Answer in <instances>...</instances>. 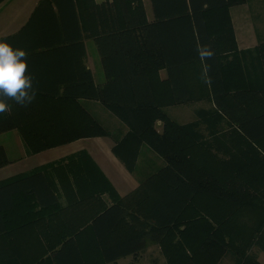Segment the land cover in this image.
Segmentation results:
<instances>
[{
  "label": "trees",
  "instance_id": "16d2710c",
  "mask_svg": "<svg viewBox=\"0 0 264 264\" xmlns=\"http://www.w3.org/2000/svg\"><path fill=\"white\" fill-rule=\"evenodd\" d=\"M245 1L150 0L154 17L150 22L142 0H112L100 5L94 0H38L28 20L16 32L0 36L14 47L27 50L28 70L34 72L35 79L39 59L68 51L77 52L82 58L83 35L92 37L104 73L101 84L95 83L87 69L81 78L75 73L64 77L62 91L36 85L34 81L35 91L103 103L127 125L124 135L114 137L112 146L127 169L131 170L133 157L143 142L165 159L137 187L142 188L150 179L157 182L153 189L150 186L149 191H144L147 196L143 203L131 197V193L127 194L130 197L121 196L85 150L0 181V243L13 237L11 223L17 230L29 229L32 222L46 220V208L55 207L54 212L59 213L86 200V214L76 227H90L98 241L117 230L121 236L102 248L104 264H117L119 259L129 256V264H141L151 245L158 248L165 264H216L212 247L225 249L226 242L239 257L238 264H260L256 255L247 251L256 246L264 252V219H255L245 227L227 225L228 228L215 219L197 234L196 217L185 216L198 192L233 198L215 193L192 177L186 167L199 168L195 146L204 138L198 132L195 136L187 131L162 109L165 104L205 98L212 107L200 110L196 123L202 120L211 124L213 138L224 137L229 143L239 140L243 145L264 139V93L260 91L264 88L252 90L239 81L241 75H247L246 70H239L245 67L246 58L258 60L257 71L264 70V43L232 54L239 50L228 8ZM84 8L94 14V29L82 20ZM103 18L108 20V26ZM198 46H207L213 56L201 60ZM161 68L165 69L164 79L159 77ZM255 74L260 73L253 72L252 78ZM156 119L162 121L161 131L155 127ZM94 122L92 119L88 125ZM16 126L11 112L0 114V134ZM95 126L99 134H107L105 128ZM187 136L197 143L191 144ZM64 140L25 137L33 151ZM8 161L5 148L0 145V167ZM51 177L58 178V186ZM57 188L67 199L64 205ZM17 194L33 196L36 206L24 211L17 209ZM48 220L59 222L62 218ZM73 232L60 235L55 249L23 248L16 255L14 251L6 258L0 255V264H91Z\"/></svg>",
  "mask_w": 264,
  "mask_h": 264
},
{
  "label": "crops",
  "instance_id": "0c3cea01",
  "mask_svg": "<svg viewBox=\"0 0 264 264\" xmlns=\"http://www.w3.org/2000/svg\"><path fill=\"white\" fill-rule=\"evenodd\" d=\"M7 1L8 0L1 2L0 5ZM111 1L112 0H94L97 5ZM142 2L146 18L148 21L152 22L154 17L151 2L150 0H142ZM36 4L34 3L33 6H30L25 12L16 13L15 17L12 19V23H16L19 26H17L14 32L28 20ZM246 4L248 3L243 2L231 5L228 8L235 39L240 48L254 46L257 41H260L259 39H262V37H259L260 34L254 31L256 23H254L252 12H250ZM237 5H244V8L237 12L235 17L232 13V7ZM82 15V20L86 22V24H91V27L94 29L96 21L93 12H88L84 8ZM102 20L104 21V25H109L107 19L104 20L103 18ZM82 40L85 46V55L82 58L79 53L68 51L56 53L55 55H48L39 59L36 63L38 66L36 71L38 78H34L36 85L62 91L65 85L64 81H62L64 77H70L75 73L81 78L84 71L87 69L91 70L94 78L93 68L97 65V60L93 49L89 47V41H93V38L85 34ZM64 59L67 60L66 63ZM80 59L84 62V69L81 66ZM158 72L160 79H164L165 69L161 68ZM31 74L34 75V72ZM95 83L101 84L102 82ZM8 103L11 105L10 112L13 114L17 126L12 130L0 134V145L5 148L9 160L7 164L0 167V181L10 177L27 174L38 166L58 160L77 151L85 150L98 164L121 196L128 194L131 192V189L136 187V179L112 151V146L114 144L113 137H115L112 133L119 119L110 112L103 103L97 100H88L84 98L72 99L62 96H51L41 92H36L35 100L26 107H22L14 101H8ZM92 119L95 121V124H99L101 128L107 130L106 135L99 134L97 132L99 129L95 124L88 125ZM93 131L96 132L93 133ZM25 137L45 140H66L59 142L54 141L50 146L33 151L30 148L31 146L25 141ZM46 153H56L57 156L44 158L30 167L25 166L30 158ZM163 164L161 163L159 166ZM51 180L55 186H58V178L51 177ZM121 184L128 187V189L120 191L118 187L121 186ZM57 190L59 191L58 188ZM59 192L60 203L64 205L67 199L61 191ZM33 202H35L33 196L23 194H17L15 196L16 208L21 211L28 208L33 209L36 206V203L34 204ZM87 202L88 201L84 200L79 206L65 208L59 213L54 212L55 207L46 208V211H44L46 220L41 218L42 221H34L32 224H29V229H23L22 231H20V229L17 230V226L10 221V228H13L15 233H13V237L10 236L7 240L0 243L1 257L6 258L8 253L11 255L12 251H14L13 253L16 255L20 253L23 248L31 249L32 251L55 249L60 244V242L57 241L60 235L64 233L69 234L74 231V237L86 259L91 264H104L101 258L102 248L117 242L121 236L117 230L109 234L105 240L98 241L90 227L84 226L81 228V226H79L80 228H77L78 222L86 214L85 209L88 205ZM50 217H60L62 220L54 222L48 220ZM46 255L47 253L44 254V256ZM131 260L132 257L129 256L126 257L123 262H119L118 260L117 264H129Z\"/></svg>",
  "mask_w": 264,
  "mask_h": 264
},
{
  "label": "rangeland",
  "instance_id": "374dc122",
  "mask_svg": "<svg viewBox=\"0 0 264 264\" xmlns=\"http://www.w3.org/2000/svg\"><path fill=\"white\" fill-rule=\"evenodd\" d=\"M37 1L8 0L0 5V35L14 32L19 25L12 23L13 17H15L16 13L25 12L34 3L36 4ZM245 2L248 3L246 5H248L250 12H252L253 21L256 23L254 31L260 34L259 37H262V39H259L260 41H257L256 45L264 43V0H246ZM242 8H244V5L233 6V16L236 17L237 12L242 10ZM89 45L93 49L97 60V65L93 68L94 80L101 83L104 81V73L97 49L92 40L89 41ZM236 45L239 51L233 52V55L240 53L244 49H253L256 46L240 48L237 41ZM255 61L257 62L258 60L249 58L247 60L246 58L245 67H239V70L247 71V75L240 76V85L245 88H252V90L253 88H264V70L257 71L260 68ZM253 72H259L260 74H257V76L255 74L256 77L252 78ZM260 91L264 93V89ZM251 103H254V101L252 100ZM211 107L212 105L205 98L202 100L193 99L191 102L185 104H165L162 107L165 114L173 121L182 124L187 131L195 133V136L198 132L204 138V142L199 141L200 144L195 146L199 168L186 167L190 170V173H193L192 177L200 185L208 187V189H211L215 193L225 194V197L233 198L230 200L215 194L198 192L192 206L185 215L186 217H196L194 224L197 234L201 233L202 227L208 221L216 222L215 219H220V222L224 223V227L231 224L245 227L250 225L255 219H264V139L258 143L243 145L239 140L229 143L228 140L223 139L224 137L219 138L218 136L213 138L211 124L202 120L196 123V120L199 119L200 110H208ZM154 124L156 129L161 131L162 121L156 119ZM127 129V125L119 119L112 134L116 138H120ZM182 132L183 134L181 135L183 136L184 130L180 131V133ZM187 138L186 140H189L191 144L192 142L194 144L197 143L195 138L188 136ZM128 141L130 143V140ZM136 153L133 157L134 160H132V168L128 170L136 179L137 185L129 193H131V197H134L135 200L140 199L139 203H143L147 196L144 191L153 189L157 185V182L154 179H150L146 181L147 183L142 188L140 186V189H138V186L155 171L159 164H163L165 159L144 142L139 145ZM53 156H57L56 153L36 155L30 158L25 166L30 167L44 158H52ZM150 186L152 187L149 188ZM118 188L120 191L128 189L123 184ZM126 197L130 196L127 195ZM222 229L224 228L222 227ZM226 243L225 249L216 246L212 247V258L216 264H238L239 257L231 249L229 242ZM248 252L254 253L257 261L260 264H264V252L260 251L256 246H253ZM125 258L119 259V262H123ZM140 263L165 264V261L160 255L158 248L151 245L146 254L141 258Z\"/></svg>",
  "mask_w": 264,
  "mask_h": 264
},
{
  "label": "clouds",
  "instance_id": "9594fccd",
  "mask_svg": "<svg viewBox=\"0 0 264 264\" xmlns=\"http://www.w3.org/2000/svg\"><path fill=\"white\" fill-rule=\"evenodd\" d=\"M201 60L211 58L213 52L207 46H198ZM34 77L28 70V52L14 47L6 39H0V114L8 113V101L26 107L36 98Z\"/></svg>",
  "mask_w": 264,
  "mask_h": 264
}]
</instances>
